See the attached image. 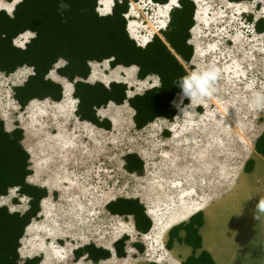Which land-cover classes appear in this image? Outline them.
Instances as JSON below:
<instances>
[{"label":"rangeland","instance_id":"1","mask_svg":"<svg viewBox=\"0 0 264 264\" xmlns=\"http://www.w3.org/2000/svg\"><path fill=\"white\" fill-rule=\"evenodd\" d=\"M175 1L164 5L152 0H131L127 13L131 36L140 44L159 33ZM194 1L195 25L190 38L194 54L186 68L192 73L215 64L221 68L222 76L216 94L193 101L191 110L184 114L176 110L173 118L159 117L137 129L127 102H109L98 109V114L111 120V128L99 129L75 117L76 100L70 95L73 85L56 72L63 60L49 73L64 84L60 102L33 100L19 108L11 88L23 82L31 70L0 73V117L8 130L16 126L24 130L22 142L30 153L32 169L27 180L48 189L41 212L21 238L19 264L35 255L41 257L38 264H71L74 247L94 242L98 246L109 245L113 251V241L126 233L131 236L124 261H137L146 253L145 259L178 262L171 252L161 249L160 242L166 241L169 228L199 210L198 195L204 188L212 190L214 180L226 172L237 173L239 178L264 125V111H257L249 103L255 91H264V31L258 32L254 24L258 19L264 20V0ZM15 3L16 0H0V9L11 12ZM98 11H105L101 3ZM31 36L27 31L15 42L22 45ZM88 79L106 84L123 81L127 96L158 84L155 75L138 79L135 65L111 67L107 60L91 62ZM233 105L238 107L236 113ZM131 152L144 162L142 173L125 170L123 157ZM118 196L139 197L152 223L163 211L174 213L177 218L160 229H150L148 235H140L131 216L112 215L105 210L106 202ZM179 198L184 201L180 209ZM27 201L16 188L0 197V204L10 211H23ZM182 215L184 219L179 218ZM257 221L261 224L258 230L253 226L246 231L252 232L253 237L248 247L235 249L234 244H224L216 252L218 264H264V217H257ZM137 241L147 246L138 250L134 246ZM55 249L58 257L51 254ZM112 260L122 258L113 252Z\"/></svg>","mask_w":264,"mask_h":264},{"label":"trees","instance_id":"2","mask_svg":"<svg viewBox=\"0 0 264 264\" xmlns=\"http://www.w3.org/2000/svg\"><path fill=\"white\" fill-rule=\"evenodd\" d=\"M12 2L14 0H5ZM107 14L98 11L99 0H65L70 4L62 19L57 11L59 0H17L11 12L0 9V72L10 74L19 67H31L32 72L25 80L12 86V98L20 108L34 99L59 101L63 97V86L49 76L54 65L63 60L56 72L73 83L72 96L76 99L75 115L78 119L92 123L106 130L111 120L101 118L98 109L109 102L127 104L132 108L134 127L141 129L156 118H173L176 109L171 101L179 89L174 82L190 74L186 64L194 54L190 42L191 30L195 25L196 3L194 0H177L168 12V20L159 33H155L143 46L129 34L127 13L131 0H112ZM136 1V0H134ZM170 0H152L166 4ZM242 2L250 0H227ZM252 20V17H250ZM255 29L264 31V20L255 21ZM31 31L33 36L23 47L14 44L21 33ZM108 61L111 67L117 65L136 66V77L145 79L150 75L158 78V84L127 96V85L123 81L91 82V62ZM23 129L19 126L7 130L0 117V197L16 188L28 198L23 211H10L0 204V264H19V247L27 226L41 212V201L47 196L44 186L30 183V154L23 145ZM254 149L264 156V129L255 139ZM124 168L129 173H142L144 162L137 153H126ZM249 158L244 170L252 168ZM105 210L118 216H131L134 229L147 233L152 220L139 197L118 196L105 204ZM203 214L197 211L188 220L173 225L168 230L165 242L167 249L174 241L191 247L192 253L181 264H216L211 253L203 248L199 228ZM180 231L184 235H180ZM128 234H122L112 243L118 257L126 256ZM143 250L141 242H135ZM74 261L85 257L97 263L111 256V250L88 242L73 251ZM41 257L27 258L25 264H38ZM73 264V263H71ZM150 264H165L151 262Z\"/></svg>","mask_w":264,"mask_h":264},{"label":"crops","instance_id":"3","mask_svg":"<svg viewBox=\"0 0 264 264\" xmlns=\"http://www.w3.org/2000/svg\"><path fill=\"white\" fill-rule=\"evenodd\" d=\"M21 68H29L32 71L30 67L22 66V67H19L14 72L20 70ZM14 72L10 74H13ZM66 83H70V82L66 80ZM11 94H12V91H11ZM65 94H66V91H65ZM47 99L48 98L42 99V100H47ZM34 100H38V99H34ZM62 100L63 98L59 101H53V100L52 101L60 102ZM28 104L26 106H28ZM75 106H76V103L73 108L74 111H75ZM75 117L77 116L75 115ZM98 128L104 129L101 127H98ZM263 129H264V125L262 127L261 132L263 131ZM250 157L253 160L252 168L250 170L248 171L242 170L239 178H238L237 173L232 174L231 172H226L222 177H219L218 180H214V184L212 185V190L204 188L203 190L204 192L199 193L198 198L196 200L197 204L200 207L198 211H201L203 214V224L199 228V232L202 236V245L204 249L208 250L211 253L216 264H218V258H217L216 252L219 250H222L223 249L222 246H224V244H232V245L234 244L235 249L247 248L248 243L253 237H252V232L247 234L246 231L248 229H251L253 226H254L253 228H257L258 230L261 224L258 223L257 217L258 218L264 217V213H261L262 214L261 215L260 213H257L256 211L257 203L259 202L261 198H264V156L259 154L253 148V150H251ZM30 168H31V165H30ZM243 169H244V166H243ZM33 184H36V183H33ZM37 185H40V184H37ZM127 197H136V196H127ZM183 203L184 201L179 198L177 201V206L179 209L183 206ZM163 212L164 213L162 214L159 213L156 215L157 219L153 220V225L151 229H160L164 223L169 222L171 219L175 220L177 218V216L174 213H170L166 211H163ZM179 218L184 219V216L182 215ZM185 220H188V219L185 218ZM182 221L183 220H181L180 222ZM176 224H178V222L173 223V225H176ZM128 235L130 238L131 235L130 234ZM140 235H146V234L140 233ZM180 235L183 236L184 232L180 231ZM167 238H168V233H167L165 240H167ZM165 242L163 241L160 242L161 249L167 252H171L172 256H175L177 259H179L178 262L174 261V263L172 264H181L182 261L192 253L191 247L184 243L174 241L172 247L167 249L165 247ZM144 246H147V245L145 244ZM105 247L110 248L111 246L106 245ZM75 248L76 247H74L73 250ZM147 248L148 247H145V249ZM58 252H59L58 249H55V251H51V254L58 257L59 256ZM127 252H128V249L126 248V253ZM140 256H141L140 259H138L137 261H129L127 259L124 261L123 259L126 256L121 257L122 260L114 261L112 260L113 251L111 250L110 257L99 260L97 263H94L92 260H89L87 258L81 257L77 261H73V264H80V263L81 264H99L100 262H103L100 264H150L151 262L163 263L161 261H157L156 259H152V258L145 259L147 258L146 253ZM232 256H233V253L231 254L230 257ZM262 258L264 259V257ZM165 263L169 264L168 261H165Z\"/></svg>","mask_w":264,"mask_h":264},{"label":"clouds","instance_id":"4","mask_svg":"<svg viewBox=\"0 0 264 264\" xmlns=\"http://www.w3.org/2000/svg\"><path fill=\"white\" fill-rule=\"evenodd\" d=\"M258 2H260V0H258ZM102 8L105 9L104 4H102ZM69 10H70V4L65 2V0H59V3L57 4V11L60 14L62 19H65L64 14ZM99 13L107 14L109 12L99 11ZM24 33L25 32L19 34L18 36ZM32 36H33V33H32ZM17 37L14 39V44H16L15 40L17 39ZM28 40H26L22 45H18V44L16 45L23 47ZM144 44H146V41L144 43H140L139 45L143 46ZM221 76H222L221 68L215 64H210L203 70L193 71L190 74L179 77L174 82V85L179 89V91L177 92L173 100L171 101L172 107H174L178 113L184 114L186 111L191 110V108L193 107V103H192L193 101H196V100L203 101L205 99L211 98L217 92L216 85L218 81L220 80ZM185 100H189L190 103L185 104L184 103ZM249 103L257 111H264V91L262 90L255 91L252 94ZM231 108L235 110V113L238 111V107L236 105H233ZM226 120H227V116H225L224 118L225 123H226ZM256 211L257 213H264V198H261L259 202L257 203Z\"/></svg>","mask_w":264,"mask_h":264},{"label":"bare ground","instance_id":"5","mask_svg":"<svg viewBox=\"0 0 264 264\" xmlns=\"http://www.w3.org/2000/svg\"><path fill=\"white\" fill-rule=\"evenodd\" d=\"M110 1V2H109ZM171 1V0H170ZM170 1L167 3V4H169L170 3ZM177 1V0H176ZM176 1H175V4H176ZM16 2H17V0H16ZM99 3H101V4H104V6H105V12H110V9H111V6H112V1L111 0H106L105 2H103V0H99ZM174 4V5H175ZM164 5H166V4H164ZM173 6V5H172ZM171 6V7H172ZM170 7V8H171ZM2 9H5V8H2ZM6 10V9H5ZM170 10V9H169ZM128 14H129V12H128ZM127 14V15H128ZM134 66V65H133ZM62 77V76H61ZM65 79V78H64ZM56 81H58V80H56ZM59 82V81H58ZM61 83V82H60ZM70 83H72V82H70ZM62 84V83H61ZM71 85H73V83L71 84ZM63 86H64V84H63ZM72 90H73V87H72V89H71V93H70V95L72 94ZM49 100V99H48ZM52 101V100H51ZM24 131V130H23ZM17 190V189H16ZM29 205V204H28ZM28 208V207H27ZM198 210H196L195 212H197ZM195 212H193L192 214H194ZM191 214V215H192ZM30 225V224H29ZM29 225L27 226V228L29 227ZM26 228V229H27Z\"/></svg>","mask_w":264,"mask_h":264}]
</instances>
